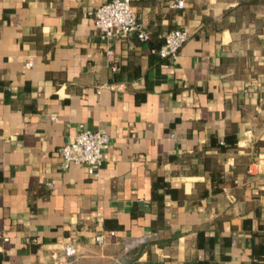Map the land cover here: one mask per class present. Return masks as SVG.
<instances>
[{"label":"crops","instance_id":"obj_1","mask_svg":"<svg viewBox=\"0 0 264 264\" xmlns=\"http://www.w3.org/2000/svg\"><path fill=\"white\" fill-rule=\"evenodd\" d=\"M101 1L0 0V264H264V0H130L146 39ZM79 124L95 174L60 166Z\"/></svg>","mask_w":264,"mask_h":264},{"label":"built area","instance_id":"obj_2","mask_svg":"<svg viewBox=\"0 0 264 264\" xmlns=\"http://www.w3.org/2000/svg\"><path fill=\"white\" fill-rule=\"evenodd\" d=\"M182 0H170L169 4L180 7ZM92 26L101 37L125 35L134 31L139 39H146L148 31L135 14L130 0H103L91 10ZM188 32L180 26L171 27L163 32L162 43L157 53L161 57L173 56L181 43L186 39ZM105 53H111V48L105 46ZM27 60L25 65H29ZM111 66L115 67L112 61ZM107 133L100 128H90L82 124L74 133L58 146L61 168L67 167L71 162H78L86 167L90 174L97 172V167L102 160L103 148L107 142ZM50 184L49 181H47ZM112 232V230H109ZM97 242L103 240V232L93 234ZM75 244L72 240L62 246V253L72 254Z\"/></svg>","mask_w":264,"mask_h":264},{"label":"trees","instance_id":"obj_3","mask_svg":"<svg viewBox=\"0 0 264 264\" xmlns=\"http://www.w3.org/2000/svg\"><path fill=\"white\" fill-rule=\"evenodd\" d=\"M254 143L256 144V145H264V135L262 136V137H260V138H256L255 139V141H254Z\"/></svg>","mask_w":264,"mask_h":264}]
</instances>
